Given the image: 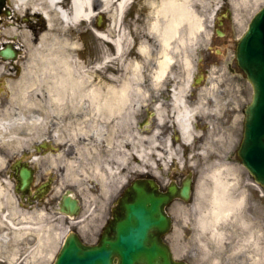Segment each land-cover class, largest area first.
<instances>
[{"label":"flooded vegetation","instance_id":"af4514ba","mask_svg":"<svg viewBox=\"0 0 264 264\" xmlns=\"http://www.w3.org/2000/svg\"><path fill=\"white\" fill-rule=\"evenodd\" d=\"M12 2L0 0V24L7 18L18 19ZM228 2L231 3L230 0H219V6L224 7ZM222 12L220 9L215 15L218 26L222 18L228 17ZM27 14L28 17L25 16ZM36 16L39 18L38 14ZM32 18L29 12L23 13L21 19L25 24L22 25H28ZM35 28L38 35L41 27ZM215 35L223 36L225 33L216 28ZM62 40L64 38L60 42ZM8 42L13 44L10 48L14 53L10 60L0 56V108L5 106L7 87L21 78L27 64V48L17 44L14 37L6 42L0 41V51L8 47ZM137 42L139 40L132 42L133 46L121 55L110 46L106 57L101 52L95 53L90 46L58 45L56 55H51L55 58L53 60H57L56 67L47 72L39 95L40 136L29 141V147L19 154L22 164H27L34 173V183L28 194L30 199H27L29 203L34 201L37 188L44 185L47 192L40 200L43 205H59L65 197L72 196L78 199L81 212L86 207V199L91 204L90 213L107 209L109 217L98 229L97 243L109 220L118 211L119 198L132 182L154 179L162 192L171 187L176 189V198L170 206L178 202L189 204L191 200L185 202L180 196L186 183L190 182V197L193 199L198 192L196 186L200 177L204 179L205 186L214 181L208 171L209 150L218 157L224 156L219 153L223 147L221 129L223 123L230 122V119L226 120L230 107L225 106L222 99L223 78L209 77L213 49L206 48V56L200 52L196 54V73L191 78L154 77L153 66L158 64H146L144 72L148 71V76L134 77L128 73L129 69L134 70L123 63L144 56L137 51ZM157 50L158 46L152 45L151 54H155L156 62L161 58ZM104 57L107 63H101V68H98V61ZM206 62L208 68L200 75L201 65ZM228 66L234 70L230 64ZM171 70L168 68L167 72ZM228 91L233 94L232 90ZM176 93L191 110L188 135H184L176 116L181 107L175 100ZM16 158L11 159L6 175L14 182L16 173L12 166L18 160ZM205 193L212 194L213 191L206 190L203 195ZM241 193L244 199L241 211L237 212L240 217L237 221L230 218L224 222V218H216L211 207L209 211L197 212L198 208L176 205L172 212L173 229L169 234L174 233V257L189 264L217 263L215 260L223 257L221 246L225 238L222 234L214 236L210 225L219 229L224 224H238L246 233L252 224L251 205L255 197L250 195L248 200L245 187L234 193L230 191L227 196L239 198ZM203 197L208 198L206 195ZM203 241L215 246L220 253H199L198 246H202ZM194 247H197V252ZM241 258L252 264V257Z\"/></svg>","mask_w":264,"mask_h":264},{"label":"rangeland","instance_id":"374dc122","mask_svg":"<svg viewBox=\"0 0 264 264\" xmlns=\"http://www.w3.org/2000/svg\"><path fill=\"white\" fill-rule=\"evenodd\" d=\"M158 2V0H135L134 4L132 5V9L124 14V26L126 33H128V37H126V40H131L132 42L140 41V40H148L150 39V49L151 51L147 54H144V56L141 59H135V60H142L145 62L143 67L140 68L138 72H133L131 69L128 70V73L130 76L134 77H145L148 76L147 72H144V69L146 68V64L152 65V64H158V60L156 62L155 54H151L152 51V45L158 46L157 52H160L161 48L159 47V40L157 39V36L150 37L148 36L147 32H149V28L146 26L147 23H151L154 19V11L156 9V4H152V2ZM195 4V9L199 12L200 16L205 18V31L204 35L201 37H193L189 38L190 41L187 48L179 49V53H172L173 56V62L169 66V69H172L171 72H166V76H175V77H188V73L195 72V57L197 56V53H202L205 56L207 55V49L212 48L213 53H211V60L213 58V61L210 63L209 69V77L214 78H223V100L224 105L230 107V115L226 116V120L230 122L225 124L223 123V128L221 129V132L223 134V147L219 150V153H223V157H218L216 154H209V174H211L215 181L209 182L207 186H205L204 179L202 180V177L199 178V182L197 183L196 189L197 193L193 198V201L190 205L186 203H177L172 206H170L169 210L171 212L174 211V207L176 205H181L184 207H188L190 209L198 208L197 212H201L207 209L209 211L210 207H218L217 206V199L215 196L218 194V188L221 183V180H229L230 182H226L228 185V191L233 190L237 186L241 185L239 175L243 176L245 181H243V186L247 189L249 196L252 195V197H255V200L252 201L253 203V226L250 229V236L247 234L246 238H243V235H245L244 229L240 227L238 224H224L223 228H217L216 226L211 227V233L216 235H224L225 242L221 246V253L223 257L221 259V263H215V264H248L247 261H243V258L241 257H254V260L252 259V264H257V258L258 257H264V198L263 200L259 197L257 188L252 185L251 181H249L251 178L249 176V172L241 165L240 159L237 156V147L239 146V142L241 141L242 135H243V124H244V112L243 108L245 105L251 100L253 89L251 84L247 81L245 74L238 68L236 64L235 59V49L238 43V40L240 36L243 34L245 29L247 28L248 22L252 15L261 7L264 5V0H230L233 4H229V2L221 9L226 11L228 13V17L223 18V24L222 25H216L215 28H213L214 22L211 20V18L214 17L216 9L219 8V0H192ZM152 6H151V5ZM225 13V12H224ZM17 15V14H16ZM102 19L100 15H97V18L93 21L92 27H94L97 30H105L107 26L109 25V17L106 13H101ZM28 17V14L25 15ZM23 17V13L19 14L18 19L14 18H8L5 22L2 23V27L0 28V37L4 38L5 40L11 39L8 35L3 34L5 30H9L13 34H11V37L15 38V41L17 44H22L23 48L29 46V40L26 39L25 35L27 34L26 30L29 29L26 27L25 21L21 19ZM135 19H138L140 22L139 29L135 30L132 29V23ZM32 25L34 27H41V29H38V31H42L44 27V22L41 20V17H33L31 21ZM20 26V27H19ZM14 28V29H12ZM19 28V29H17ZM220 28L225 35L223 36H216L215 35V29ZM25 32L24 34L21 33V31ZM214 31V32H213ZM211 32H213L214 36L212 38ZM39 34V33H38ZM196 36V35H195ZM115 37V36H113ZM61 38H64L65 42L63 43L60 40ZM34 40V39H33ZM73 40V43H72ZM59 44H64L65 46H90L91 50L95 51L97 54H104L105 57L109 55L108 50L110 48V45H107L106 43H103V40L96 35H94L93 31L87 30L86 25H81L76 29L75 31H66L64 34L60 33L58 36ZM88 48V47H86ZM23 49V50H24ZM86 50V51H91ZM155 53V52H154ZM209 55V54H208ZM188 56L192 60V68L189 70V68H185L183 65L184 57ZM105 57L102 60L98 61V65H96L98 68H101V63L106 64L107 60ZM150 57H153L150 59ZM144 59V60H143ZM205 63V62H204ZM202 63L201 65V71L200 75L204 73L205 69L208 68V63L206 64ZM232 66L234 69L233 71L228 66ZM124 67V66H123ZM3 68V67H2ZM129 68V67H128ZM154 73L152 76L157 77L156 74L158 73V66H153ZM168 71V70H167ZM169 73V74H168ZM10 83V81H9ZM13 85H10L7 87L8 91L6 90L4 94H7V100L3 101V104L5 106H1V108H10L12 110H24L26 114H33V115H40L41 110L40 102H35L38 104L37 106H30V107H24L21 102H25L27 99L28 94H32L33 98L35 100H39V95L42 91L43 85L38 84L31 88H29V93L24 95L22 93V90L19 86L14 85V83H11ZM99 86V85H97ZM89 88V87H88ZM228 90H232L233 94H230ZM7 92V93H6ZM3 94V95H4ZM17 94V97L16 95ZM11 97V98H10ZM16 97V98H15ZM40 101V100H39ZM31 102V101H29ZM32 103V102H31ZM33 104V103H32ZM40 125V124H39ZM39 125H37L39 127ZM28 129V128H27ZM29 132V129H28ZM27 132L28 137L31 139L30 141H33L34 138L37 139V137L40 136V132L38 133L30 134ZM211 137V133H210ZM29 140V139H28ZM2 144H0V152H2L4 155L5 163L0 164V188L3 190V201H7L8 194L11 196L10 201L11 205L15 206L20 212L21 211H33L35 209V206L28 207L27 205H21V197L19 194L15 191V182L9 179L6 175L9 173V163L11 162V159L16 158L19 156V154L22 152V150H25L29 147V143H25L21 146H17L15 142H7L2 141ZM5 143V144H3ZM219 160V161H215ZM218 163V164H217ZM219 163L228 164L229 166H233L234 169V176L231 177L229 174L222 172L219 175L216 173V168H219ZM241 187L240 190H242L244 187ZM206 190H213L214 192L212 194H204L208 198L203 197V193ZM239 191V190H238ZM214 194V195H213ZM213 196V198H212ZM260 199L262 201L257 200ZM55 202L57 201V198H53ZM86 207L85 209L75 217L74 223L72 222L71 218H68L64 215H62L60 212L57 211L56 206L53 203H48V205H41L37 204L39 208H46L44 210L47 211V223L49 225L56 226L57 229L61 232V235L57 241V243L53 246L52 250L50 252H45L43 255H37V261L30 262L31 264H52V261L56 254L58 253L65 236L68 234L69 230H78L80 234L84 237L86 242L94 243L97 241L98 237V229L102 226V224L108 219L109 214L107 209H99L100 213H90L88 200L86 199ZM48 206V207H47ZM219 208V207H218ZM20 212L16 214V217L20 215ZM236 214L230 215L229 218H235L237 220ZM228 219V218H226ZM262 220V226L259 225V222ZM77 221H81L80 223H77ZM256 222V224H255ZM16 224H19V219L15 220ZM256 225V226H255ZM202 226V224H201ZM214 229V230H213ZM225 233L227 235H230L229 238L226 237ZM173 235L168 236V241L173 244ZM259 239H261L259 241ZM200 243V242H199ZM205 241H203L202 246L199 244L200 250L198 251L197 247H194V251H198L199 253H206V254H214V253H220V251H216L215 246L212 247ZM38 246L37 237L36 236H27L23 241L19 242V253L18 257H22L23 253H25L28 248H31L30 250H33ZM11 243H9L8 249L6 251L0 250V257H7L11 253ZM51 255V256H50ZM239 256V257H237ZM30 257H32L30 253ZM206 259L205 257H203ZM19 259V258H18ZM209 259V257H208ZM254 261V262H253ZM207 262L206 264H208Z\"/></svg>","mask_w":264,"mask_h":264},{"label":"bare ground","instance_id":"6f19581e","mask_svg":"<svg viewBox=\"0 0 264 264\" xmlns=\"http://www.w3.org/2000/svg\"><path fill=\"white\" fill-rule=\"evenodd\" d=\"M134 1L13 0L12 9L17 16L24 12H29L34 16L40 15L41 20L44 22L43 30L38 35H36L37 31L31 24L32 22L26 26L29 29L26 30L27 34L25 37L30 42L29 46L26 47L27 64L24 74L14 85L19 86L24 95L29 93V88L40 83L43 85L47 72L56 67L57 64V60H53L55 58H52L51 55H56L57 53L59 34H64L66 31H75L81 25H86L87 30L91 29L94 35L101 38L103 43L110 45L117 54H123L130 46H133L131 40H126L129 34L126 33L123 21L124 14L126 15L132 9ZM152 4H156L155 17L151 23L146 24L150 32L147 35L150 37L157 36L159 40L162 56L157 65L158 73L156 76L161 78L166 75L169 66L173 62L172 53H179V49L187 48L190 43L189 38L204 35L205 18L200 16L192 0H158V2L153 1ZM101 13H106L109 17V25L105 30H97L92 27L97 15H100L102 19ZM142 26L138 19H135L132 23V29L135 30ZM2 33L12 38L11 34L13 33L9 30H5ZM21 33L24 34L25 32L22 30ZM150 41V39H144L137 42V51L140 54H147L150 50ZM62 42L64 43L65 40H62ZM52 61L55 63L50 64ZM123 64L132 68L134 72H138L144 61L129 60ZM183 65L189 70L192 68L190 57H184ZM191 77L190 72L188 77L185 78ZM15 95L17 97V94ZM175 100L181 105L177 110L176 116L182 126L184 135H188L192 116L191 110L183 103V99L178 93H176ZM35 102L38 103L40 101L35 100L32 94H28L26 101L21 103L24 107H34L38 105ZM41 124V113L40 115H33L26 114L24 110L17 111L16 109L0 108V144H2V141H7L15 142L17 146H21L29 141L28 129L30 134L38 133L37 131H41ZM3 155L0 152V164L5 163ZM219 165V168H216L217 174L225 172L233 177V166L223 163H219ZM224 185L227 187V184ZM234 192L235 189H233ZM3 198V190L0 188V250L6 251L9 243H11L12 250L7 257H0V264H31L30 262L37 261V255H43L45 252L52 250L61 232L56 226L47 223V211L44 210L46 208H35L30 212H20L15 206L11 205V196L9 194L6 202L3 201ZM18 212H20V215L16 217ZM218 214L221 215V213ZM16 219H19V224L15 223ZM71 219L73 222L74 218L71 217ZM27 236H36L38 246L33 250L28 248L22 257H18L19 242L23 241ZM30 253L32 257H30ZM257 264H264V257H258Z\"/></svg>","mask_w":264,"mask_h":264},{"label":"water","instance_id":"95a60500","mask_svg":"<svg viewBox=\"0 0 264 264\" xmlns=\"http://www.w3.org/2000/svg\"><path fill=\"white\" fill-rule=\"evenodd\" d=\"M13 53L9 48L0 51L4 58H10ZM236 56L253 87L252 100L245 108L239 155L243 165L264 187V7L252 18L238 42ZM15 169L16 191L24 198L30 191L33 172L19 162ZM175 196L174 187L167 193L160 192L152 179L134 182L120 199L119 210L100 243L85 245L76 233L70 232L55 264H186L174 260L169 245L163 240L172 225L166 207ZM181 196L189 199L190 182L184 186ZM78 207L76 200L66 197L61 211L77 215Z\"/></svg>","mask_w":264,"mask_h":264}]
</instances>
